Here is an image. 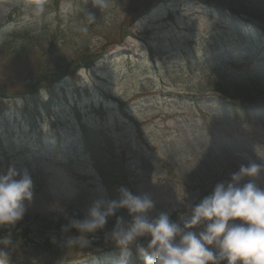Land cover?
<instances>
[{
    "label": "rangeland",
    "instance_id": "rangeland-1",
    "mask_svg": "<svg viewBox=\"0 0 264 264\" xmlns=\"http://www.w3.org/2000/svg\"><path fill=\"white\" fill-rule=\"evenodd\" d=\"M144 1L0 0V173L27 170L34 193L12 229V264L118 250L102 232L84 250L45 237L120 187L149 193L152 215L178 222L176 209L264 160V0H173V16L168 3L146 14L159 0ZM222 92L252 106L251 124L232 121Z\"/></svg>",
    "mask_w": 264,
    "mask_h": 264
},
{
    "label": "clouds",
    "instance_id": "clouds-1",
    "mask_svg": "<svg viewBox=\"0 0 264 264\" xmlns=\"http://www.w3.org/2000/svg\"><path fill=\"white\" fill-rule=\"evenodd\" d=\"M106 6L104 0L94 3V7ZM95 19L87 13L89 23ZM262 173L264 160L241 164L227 178L216 181L210 194L189 204L178 222L170 219L169 211L153 216L156 202L149 193L134 194L120 187L118 199L95 200L83 218L65 215L59 238L52 235L50 242L84 250L102 232L105 243L119 249L115 264H129L133 245L144 264H264V187L257 183ZM33 195L27 170L9 167L0 173V229L6 230L0 235V264L11 258L12 229L23 220L25 202L30 204ZM121 209L126 210L128 220L116 216ZM113 216L114 226L105 230ZM141 239L147 240L146 246Z\"/></svg>",
    "mask_w": 264,
    "mask_h": 264
},
{
    "label": "trees",
    "instance_id": "trees-1",
    "mask_svg": "<svg viewBox=\"0 0 264 264\" xmlns=\"http://www.w3.org/2000/svg\"><path fill=\"white\" fill-rule=\"evenodd\" d=\"M233 105H237V103H233ZM237 113L249 114L248 109L243 108L241 104L237 107Z\"/></svg>",
    "mask_w": 264,
    "mask_h": 264
}]
</instances>
